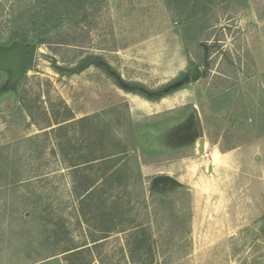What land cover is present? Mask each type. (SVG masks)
I'll return each mask as SVG.
<instances>
[{
    "label": "rangeland",
    "instance_id": "rangeland-1",
    "mask_svg": "<svg viewBox=\"0 0 264 264\" xmlns=\"http://www.w3.org/2000/svg\"><path fill=\"white\" fill-rule=\"evenodd\" d=\"M36 2L0 0L1 49L37 44L16 32ZM186 17L165 0H97L13 87L0 70V264H264V0ZM90 56L98 66L68 72ZM65 110L87 121L55 138ZM72 160L120 177L82 200Z\"/></svg>",
    "mask_w": 264,
    "mask_h": 264
},
{
    "label": "trees",
    "instance_id": "trees-1",
    "mask_svg": "<svg viewBox=\"0 0 264 264\" xmlns=\"http://www.w3.org/2000/svg\"><path fill=\"white\" fill-rule=\"evenodd\" d=\"M97 0H37L35 5L28 10L29 15H27V22L31 24L30 27L22 26L16 28V32L20 33L22 36H27V33L33 34L35 42L42 45L50 43L55 37H57L61 32H63L67 27H79L83 22H86L90 15V10L92 6L96 3ZM167 8L177 14H187L184 23H188L192 19H197L201 15H205L211 11L217 5L225 4L231 2L232 0H165ZM24 13V12H23ZM25 14V13H24ZM24 15L19 16V20L23 19ZM24 21V20H22ZM20 35V36H21ZM97 57L90 56L81 60L76 67L69 70V73H82L93 65L98 66ZM67 110V109H66ZM65 110V115L69 119L64 120L63 122H58V126L55 129H52L49 132V135H53L55 138L59 135L60 132H64L65 129L71 127L75 124H83L87 119H80L78 121H73V116L71 113ZM58 112L55 110L50 114L51 121L57 122ZM32 123L36 126H39L37 120L31 114ZM71 121V122H69ZM69 122V123H66ZM66 123V124H65ZM49 125L47 128H51ZM47 134V133H45ZM97 146H102V140L96 141ZM60 148L65 147V143H59ZM87 159L86 157H82ZM71 168L74 170L75 176L78 175L82 180V184L75 190L77 195L82 200L89 201L97 193L102 190L103 185H107L113 179L120 177V169H114V171H102L98 179H91L88 175H84L80 172L82 168V163L76 164L75 161H71ZM85 164L88 162H84ZM91 163V161H90ZM84 165V164H83ZM83 174V175H82ZM99 181H102L103 185H97ZM139 230V229H138ZM135 230L128 235V247L131 259L134 261L136 256H141V249L143 246L148 245V238H145L144 230ZM143 236H140L142 235ZM151 252V249L148 250ZM147 253V251L145 252ZM73 254V253H72Z\"/></svg>",
    "mask_w": 264,
    "mask_h": 264
},
{
    "label": "water",
    "instance_id": "water-1",
    "mask_svg": "<svg viewBox=\"0 0 264 264\" xmlns=\"http://www.w3.org/2000/svg\"><path fill=\"white\" fill-rule=\"evenodd\" d=\"M38 46L37 44H30L28 46L17 44L12 49H1L0 48V70L10 71L11 76L8 82V87H13V85L22 77L24 70L27 67H32L35 62L36 52ZM198 123L200 125V153L205 152L206 141L203 135V130L201 123L198 117ZM212 171V168H210ZM170 183L173 182V179L169 176H160L154 180V184L159 183Z\"/></svg>",
    "mask_w": 264,
    "mask_h": 264
},
{
    "label": "bare ground",
    "instance_id": "bare-ground-1",
    "mask_svg": "<svg viewBox=\"0 0 264 264\" xmlns=\"http://www.w3.org/2000/svg\"><path fill=\"white\" fill-rule=\"evenodd\" d=\"M219 153L217 151H212L211 153V158H212V161L215 162V161H218L219 160Z\"/></svg>",
    "mask_w": 264,
    "mask_h": 264
}]
</instances>
